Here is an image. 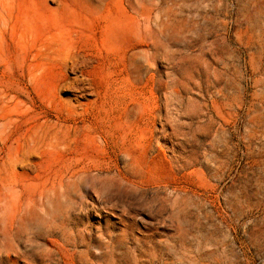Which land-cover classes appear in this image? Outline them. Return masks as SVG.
<instances>
[{"label": "rangeland", "instance_id": "obj_1", "mask_svg": "<svg viewBox=\"0 0 264 264\" xmlns=\"http://www.w3.org/2000/svg\"><path fill=\"white\" fill-rule=\"evenodd\" d=\"M0 264H264V0H0Z\"/></svg>", "mask_w": 264, "mask_h": 264}, {"label": "bare ground", "instance_id": "obj_2", "mask_svg": "<svg viewBox=\"0 0 264 264\" xmlns=\"http://www.w3.org/2000/svg\"><path fill=\"white\" fill-rule=\"evenodd\" d=\"M142 24H143V26H145V28L153 27V26L154 27H157V22L152 17H146V18H144V20L142 21Z\"/></svg>", "mask_w": 264, "mask_h": 264}]
</instances>
